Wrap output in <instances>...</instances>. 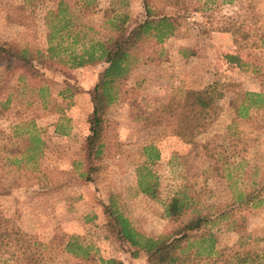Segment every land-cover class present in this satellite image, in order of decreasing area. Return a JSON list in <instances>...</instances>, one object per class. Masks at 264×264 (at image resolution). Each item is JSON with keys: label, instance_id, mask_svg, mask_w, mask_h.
I'll use <instances>...</instances> for the list:
<instances>
[{"label": "rangeland", "instance_id": "374dc122", "mask_svg": "<svg viewBox=\"0 0 264 264\" xmlns=\"http://www.w3.org/2000/svg\"><path fill=\"white\" fill-rule=\"evenodd\" d=\"M59 1L0 0V45L16 55L23 49L45 52L46 23ZM149 1L154 8L174 11L160 0H95L98 10L82 20L92 28L86 30V40L106 41L111 33L102 26V11L112 7L126 15L129 40L124 49L137 59L107 111L108 147L91 181L79 177L92 114L84 93L95 85L104 66L70 69V64L57 63L41 70L39 81L47 89L43 102L27 92L18 78L20 71L8 75L0 64V140L37 133L45 143L19 164L32 173L28 170L11 185L0 182L1 227L22 233V245L31 251L35 241L40 243L39 264H108L111 259L148 264L144 255L134 257L135 249L116 238L106 206L112 205L148 236L158 237L202 218L197 231L191 232L188 251L195 254L212 246L219 259L230 258L238 240L233 221L241 218L242 235L264 264V109L245 111L240 98L263 90L264 0H190L199 9L176 12L174 33L160 43L137 34ZM71 12L79 15L75 8ZM230 20L243 27L240 33L247 38L222 30ZM227 55L235 60L229 63ZM64 81L84 93L63 97ZM213 83L224 85V96L215 101L205 128L188 142L177 132V113L161 111L168 105L182 106L186 92ZM155 153L158 157L152 158ZM147 171L157 182L155 199L137 188V173ZM180 190L188 194L196 212L181 224H171L163 216V203ZM13 237L0 248V264H28L29 257L16 259L21 243ZM202 239L207 241L202 244ZM68 243L82 246L86 257L66 252Z\"/></svg>", "mask_w": 264, "mask_h": 264}, {"label": "trees", "instance_id": "16d2710c", "mask_svg": "<svg viewBox=\"0 0 264 264\" xmlns=\"http://www.w3.org/2000/svg\"><path fill=\"white\" fill-rule=\"evenodd\" d=\"M163 6L174 9L173 12L152 7L151 1L144 3L146 18L138 26V35L152 38L156 43L170 37L177 26L175 13L183 11L184 14L189 10L199 8L192 7L194 3L190 0H160ZM207 0L204 1L206 4ZM160 6V4H158ZM161 7V6H160ZM75 8L79 15L71 12ZM98 10V4L95 0H60L56 13H51L52 19L47 25V49L45 52L35 49L28 51L23 49L19 55L14 54L4 45H0V64H5V71L8 75H13L17 71L18 78L24 81L27 92H31L36 97H40L43 102L46 99V88L39 81L41 70L50 69L54 64L64 63L69 68H81L85 66L94 67L96 65L104 66L98 74L97 82L92 89L88 91L92 105V114L88 128V135L83 141V158L80 166L83 170L79 177H85V181H91V174L99 169L100 163L105 155L107 142L106 115L109 107L116 101L118 85L126 80L131 71L137 65V59L130 52L124 49L129 37L127 36L126 22L127 16L114 10L112 7L104 9L102 26L108 27L110 36L106 41L99 39L86 40L88 36L86 30H92L86 27L82 20L88 13ZM222 30L230 32L233 35L247 38V35L240 33L243 27L231 24ZM264 42V39L262 40ZM67 59V60H66ZM229 63L235 60L232 55H227ZM41 83V84H40ZM226 86V85H225ZM261 92H245L240 98L241 108L247 110L250 107L264 109V85ZM223 84L213 83L201 90H189L186 92L183 100L176 106H164L161 113L178 115L177 129L183 138L188 142L197 134L195 131L202 130L207 124L210 113L215 109V101L222 98ZM79 89H74L68 81H64V89L61 95L72 96L79 93ZM48 93V91H47ZM240 107V106H239ZM239 107L237 112H239ZM240 114V113H239ZM160 116V115H159ZM45 146L44 141L37 133L12 134L3 141L0 140V182L6 181L11 185L13 180L26 176L29 169L19 164L24 157L29 161L35 151H40ZM153 149L144 147L143 150ZM151 157L152 155L149 154ZM155 153L152 158H157ZM25 159V160H26ZM16 165V166H15ZM5 170V173L3 171ZM23 170H26L23 172ZM31 173L32 171L29 170ZM14 173V175H13ZM137 188L144 196L155 199L157 197V182L153 175L146 173H137ZM105 212L111 216L113 227L115 228L116 238L127 246L135 249L133 256L144 255L148 264H263L262 258L253 249L247 237H243V229L239 227L240 219H234L232 230L238 235L233 248L230 249L229 259H219L214 256L210 249L198 250L195 254L188 251L191 232L197 231L202 218L191 221L184 227L174 231L162 234L158 237L148 236L138 232L120 212L112 209V205L105 207ZM196 212L192 208V202L188 200V194L184 190L177 191L172 197L163 203V216L171 224H181L183 218ZM2 219L0 218V248L9 244L10 236L16 235L11 240H17L21 246L18 251L20 256L16 257L13 252L12 257L16 259L29 257L28 264H39L42 261V245L34 242V249L31 251L28 247L22 245V233L6 231L2 229ZM243 237V238H242ZM202 244L207 241L202 239ZM66 245V252L76 257H86V252L82 246L76 244L74 248ZM82 254V255H81ZM21 264V263H19ZM108 264H123L121 261L111 259Z\"/></svg>", "mask_w": 264, "mask_h": 264}, {"label": "crops", "instance_id": "0c3cea01", "mask_svg": "<svg viewBox=\"0 0 264 264\" xmlns=\"http://www.w3.org/2000/svg\"><path fill=\"white\" fill-rule=\"evenodd\" d=\"M96 66H98V65H96ZM96 66H94V67H96ZM85 67H91V66H85ZM82 68V67H81ZM73 69H78V68H73ZM99 74V73H98ZM98 77V76H97ZM93 86H94V84H93ZM93 88V87H92ZM92 88H90V89H92ZM74 89H79L80 90V92L79 93H76V94H81V93H84V91L82 90V89H80L79 87H75ZM90 89H88L87 91H85L86 93H84V94H86L87 96L89 95V93H88V91L90 90ZM76 94H74V95H76ZM74 95H72V96H74ZM71 96V97H72ZM89 98H90V96H89Z\"/></svg>", "mask_w": 264, "mask_h": 264}]
</instances>
